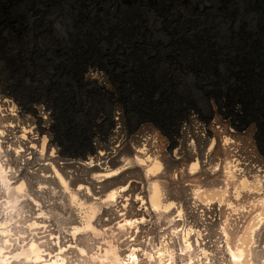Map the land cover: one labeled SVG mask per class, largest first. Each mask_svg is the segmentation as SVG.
I'll list each match as a JSON object with an SVG mask.
<instances>
[{"label":"bare ground","instance_id":"obj_1","mask_svg":"<svg viewBox=\"0 0 264 264\" xmlns=\"http://www.w3.org/2000/svg\"><path fill=\"white\" fill-rule=\"evenodd\" d=\"M14 95L0 82V264H264V222L246 235L227 223L222 206L198 200L200 187L162 186L154 126L123 134L110 114L100 138L72 153L52 133L51 105ZM192 125L178 124L188 134L198 127ZM207 133L200 128L198 140L206 143ZM195 140H184L172 165L187 159L207 172L208 154ZM227 164V178L212 194L234 206L231 198L247 190L264 206V165L243 168L238 158Z\"/></svg>","mask_w":264,"mask_h":264},{"label":"rangeland","instance_id":"obj_2","mask_svg":"<svg viewBox=\"0 0 264 264\" xmlns=\"http://www.w3.org/2000/svg\"><path fill=\"white\" fill-rule=\"evenodd\" d=\"M78 3L79 0H0V82L20 95H14L16 101L25 98L33 104L51 105L52 133L57 136L60 147L65 143L67 151L72 153L80 151L81 145L89 139L100 138L110 123V114L118 116L123 134L140 124L154 126L152 129L158 136L155 149L163 174L160 178L165 181L162 186L167 189L173 182L176 187H188V192L200 187L197 194L200 202L210 205L211 200V205L222 206L227 223L233 229H237L235 225L241 226L240 231L245 230L246 235H250L252 226H261L264 222V206L244 193L247 190L238 198H231L234 205L231 206L226 201L220 202L212 189L227 178V161L238 158L240 167L248 163L250 169L264 165L262 124L248 115L244 103L234 93L210 91L205 94L203 87L211 84L202 83L204 80L194 74L180 83L184 88L179 89L181 97L176 98V103L166 102L162 112L155 109L157 119L154 115H145L146 101L137 95L134 86L131 89L117 76H112L105 52L99 51L97 59L96 45L84 47L85 43L79 52L73 49L75 28L71 9ZM92 9L96 13V5ZM89 52L94 58L81 64L80 59ZM86 74H92L95 79L89 80ZM96 78L101 81H95ZM179 98L181 100L177 101ZM178 124L198 127L188 134L183 129L184 133L181 132ZM202 127L208 128L204 135L206 143H202L201 138L198 140V130ZM186 135L191 137L189 140L196 139L198 150L203 146L208 154L206 167L211 168L207 172L199 167L191 169L187 159L172 165V154L178 152V148L181 150L185 141L190 143ZM226 137L230 139L225 141ZM191 170L194 172L190 173ZM60 196L61 192L52 193V199L59 204ZM28 215L26 206L20 226L26 227L30 222L26 221Z\"/></svg>","mask_w":264,"mask_h":264},{"label":"water","instance_id":"obj_3","mask_svg":"<svg viewBox=\"0 0 264 264\" xmlns=\"http://www.w3.org/2000/svg\"><path fill=\"white\" fill-rule=\"evenodd\" d=\"M71 10L73 49L105 52L112 76L146 101L145 115L176 103L194 74L211 84L205 94L238 96L264 128V0H79Z\"/></svg>","mask_w":264,"mask_h":264}]
</instances>
